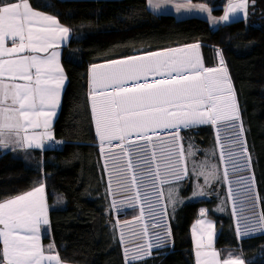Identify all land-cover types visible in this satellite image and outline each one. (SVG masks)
I'll use <instances>...</instances> for the list:
<instances>
[{
    "label": "snow or ice",
    "instance_id": "obj_1",
    "mask_svg": "<svg viewBox=\"0 0 264 264\" xmlns=\"http://www.w3.org/2000/svg\"><path fill=\"white\" fill-rule=\"evenodd\" d=\"M146 2L155 10L172 0ZM175 7L177 12H206L212 23L218 24L240 13L247 17L249 0H227L218 19L211 16L212 9L206 3L195 5L186 0ZM70 31L55 16L33 9L30 0H0V148L44 150L46 142L54 140L51 119L59 107L66 77L59 52L47 53L67 41ZM9 38L11 47L7 46ZM199 48L198 43L185 45L91 66L89 97L101 153H108L106 170L107 161L111 162L109 192L114 197L121 192L132 193L119 201L113 198L111 207L117 211L139 209L132 220L123 221L130 226L131 243L123 227L120 230L124 264L143 261L153 249L171 243L168 208L171 206L174 213L181 201L169 188L167 203H162L161 186L188 176L186 158L195 155L192 145L184 149L182 129L213 126L221 161L230 163L236 172L251 165L241 138L243 125L235 123L240 121L239 106L223 55L217 52L220 67H205ZM222 124L234 130L226 143L221 139ZM192 171L204 176L205 183L219 178L215 165L207 170L204 164H194ZM223 179L229 180L228 167L223 170ZM237 183L242 193L234 191L231 183L228 188L237 239L264 234V211H256L261 197L254 192L255 177L239 176ZM193 195L206 193L197 185ZM146 210L151 224L145 220ZM206 212L201 209V216ZM49 223L43 183L0 202V264H61L58 253L53 254L54 245L48 246L46 254L40 242L41 227ZM197 224L201 229L196 240V264H246L239 256L221 260L213 245L215 225L204 219Z\"/></svg>",
    "mask_w": 264,
    "mask_h": 264
},
{
    "label": "trees",
    "instance_id": "obj_2",
    "mask_svg": "<svg viewBox=\"0 0 264 264\" xmlns=\"http://www.w3.org/2000/svg\"><path fill=\"white\" fill-rule=\"evenodd\" d=\"M194 1L206 3L216 16H221L227 5V0ZM30 3L34 9L58 18L72 33L62 57L68 82L54 124L55 138L63 142V147L1 154L0 202L43 183L52 236L63 262L124 264L117 218L111 207L106 157L101 153L91 111L90 69L94 64L198 43L206 65L213 66L217 52L222 53L241 112L261 212L264 211V0H249L246 20L218 27H211L203 18L177 19L171 14H156L146 0ZM181 135L186 141L197 137L204 148L215 151L217 147L211 126L186 129ZM216 198L182 204L174 213L170 207L171 243L135 264H196L191 228L201 215V207L216 222L218 249L240 255L246 264H264V234L237 239L230 215L214 211ZM138 214V208H130L120 218L131 220Z\"/></svg>",
    "mask_w": 264,
    "mask_h": 264
},
{
    "label": "rangeland",
    "instance_id": "obj_3",
    "mask_svg": "<svg viewBox=\"0 0 264 264\" xmlns=\"http://www.w3.org/2000/svg\"><path fill=\"white\" fill-rule=\"evenodd\" d=\"M249 7H250V5H249ZM249 13H250V9L248 8V14ZM247 18H248V15L244 19L246 20ZM216 61L217 62H216L215 65L208 66V65H206V62L204 61V58L202 60L203 65L205 67H220L218 54H216ZM224 66L226 67L225 62H224ZM227 73H228V75L230 77V74H229L228 70H227ZM236 100H237V98H236ZM237 103H238V101H237ZM239 112H240V109H239ZM235 123H237L238 125L240 123H242V125H243L241 112H240V121L235 122ZM200 126H211V125H206L205 124V125H199L197 127H200ZM211 127L214 129L215 141H216V129L213 126H211ZM243 128H244V126H243ZM185 130L186 129H182L181 132H180V135ZM236 130H238V129H236ZM233 131H234L233 129L228 128L226 125L222 124L221 125V139H222V141H224L226 143L228 140H230L232 138L231 137V133ZM182 136L183 135H181V137ZM165 138H169V137L165 136ZM241 138H242L243 141L246 142V146H247V149H248V145H247V141H246L245 128H244V132H243ZM56 141L62 142L60 140H56ZM55 142L53 143L54 145L56 144ZM115 143H117V142L115 141L113 144H115ZM182 145H183L185 150L188 149L189 145H192L193 146V150L195 151V155L194 156L186 158L185 165H186V167H187V169L189 171V175L186 176L181 181H178V182L177 181H173L170 184H165V185L161 186L162 189H163V192H164V197H165V199L162 201V203H167V199L166 198H167V195H168L169 188H172V189L175 190L174 191V197L176 199H178L179 201H181L180 203H178L176 205V207L180 206L182 204H186V203L199 202V201H210L213 198L217 197L216 198V203L217 204H216V207H215L214 211L216 213H218L219 215L229 214L231 219L234 220L233 222H234L235 227H236V220L232 216V201L229 200V198H228L229 183H231V187L233 188L234 191L239 190L242 193L243 190L240 188V185L237 183V180H238L239 176H246V177H249V178L254 176L253 168H252V161H251L250 167H246L241 172H236V171L233 170V168H232L230 163H225V162L221 161V159H220V149H219V146L217 144H216L217 147L215 148V151H213V150H210L208 148H204V145H202L200 142H197V137L195 138V137L191 136L190 139H188L187 141L182 139ZM55 147H57V146L55 145ZM62 147H63V144H61V146L57 147V148L60 149ZM115 151L118 152L119 149H115ZM248 153L250 154L249 149H248ZM104 154H105V157L107 158V156H108L107 151H105ZM250 156H251V154H250ZM225 160H226V157H225ZM241 163H243V161H241ZM194 164L196 166L204 164L206 166L207 170H211L213 165L217 166V168H218L217 176L219 178L218 179H210L208 181V183H205L204 176H197V175L193 174L192 170H193ZM225 167H228V170H229V180L228 181H225L223 179V170H224ZM106 171H107V175H108V181H110V173H111V162L110 161H107V170ZM197 185H199L202 188V190L206 193V195H203V196H194L193 195V191L197 188ZM114 187H115V183L113 181V188ZM218 187L220 189H218ZM253 188H254V192L257 193L256 181L254 183ZM131 194L132 193H123V192H121V193H117L115 195V197L113 195H111V197H112V199L115 198V199H117L119 201V200L124 199L125 196L131 195ZM248 203L249 202L245 200V204H248ZM170 207L171 206H169V208ZM238 207H239V204H238ZM127 209H130V208H122L119 211L114 209V211H115V215H116V218H117L116 219V228L119 231V234H120L121 227H123V230L125 232V237H126V239H129L130 243H131L132 241L130 239V226L123 225V221H125V220H122L120 218L122 216V213L125 210H127ZM200 209H205V208L201 207ZM221 209H223V210H221ZM256 211L257 212H261V203L260 202H258L256 204ZM145 220L149 224L152 223L150 217L147 215V210L145 211ZM117 221H119L120 223L118 224ZM166 223L169 224V217L166 218ZM150 231H153V230H150ZM257 234H260V233H257ZM154 250L155 249H153L152 251H154Z\"/></svg>",
    "mask_w": 264,
    "mask_h": 264
},
{
    "label": "crops",
    "instance_id": "obj_4",
    "mask_svg": "<svg viewBox=\"0 0 264 264\" xmlns=\"http://www.w3.org/2000/svg\"><path fill=\"white\" fill-rule=\"evenodd\" d=\"M183 2H186V0H172V2H169V3H162L160 8L158 9H152L151 7H149V9L156 13V14H171V15H174L177 19H186V18H191V17H198V18H203L205 20H207L210 24L211 27H218L220 25H226V24H230V23H233L235 21H238V20H242L244 19L245 17L243 16L242 13L240 14H237L236 16H233L230 18V21L228 22H220L218 24H213L212 21H211V18L209 17L208 13L206 12H200L198 9H192V10H186V9H182L180 12H177L176 11V3H183ZM191 3L192 4H195V5H199V4H203V3H198V2H195L194 0H191ZM31 4V3H30ZM32 6V5H31ZM209 7V6H208ZM211 8V7H209ZM226 8V7H225ZM34 9V8H33ZM212 9V8H211ZM36 10V9H35ZM39 11V10H37ZM41 12V11H40ZM44 13V12H43ZM47 14V13H45ZM224 14V13H223ZM50 15V14H48ZM211 16L212 17H215V18H219L221 16H216L213 12V9H212V12H211ZM58 19V18H57ZM59 21V20H58ZM60 25L66 27L65 25H63L60 21H59ZM68 28V27H67ZM71 38H72V33L70 31V34H69V39L65 42H62L61 46L58 47V48H55V49H49V53L47 54H50L52 51H57L59 52V63L60 65L62 66L63 68V72H64V75L66 77L65 79V82H64V85H63V88L61 89V93H60V104H59V107L56 109V115L54 117H52L51 119V131L53 132V135H54V124L56 122V120L58 119L59 115H60V111H61V106H62V101H63V94H64V91H65V88L67 86V82H68V78H67V75H66V72H65V69H64V66H63V62H62V57H63V51H64V48L67 47L71 41ZM192 45V44H191ZM200 45V44H199ZM7 46L8 47H11V39L9 38L8 41H7ZM175 48H184V46H180V47H175ZM173 49V48H171ZM185 51L187 52H190L191 50L190 49H185ZM198 53L200 55V57L202 58L203 60V55H202V49H201V45H200V48L198 50ZM45 53H39L38 55H41V56H44V55H47ZM121 60V59H119ZM108 62H105V63H101V64H98V65H106ZM90 75H91V69H90ZM108 91H111V89L109 88ZM90 104H91V100H90ZM94 120V118H93ZM95 125V123H94ZM42 130V129H41ZM58 140L55 138V135H54V140L53 141H47L46 142V148H49V147H52L54 146V142ZM99 140V139H98ZM115 141H113L114 143ZM100 143V142H99ZM44 149V150H45ZM44 150H41V149H28V150H24V149H16V150H13L12 148H0V155L3 154V153H6V152H26V151H44ZM45 187V185H44ZM45 197H46V204H47V207H48V218H49V221H50V209H49V204H48V198H47V192H46V187H45ZM201 219H204L206 222L207 221H211L214 225H215V237H214V241H213V245H214V248L215 250L220 254V259L221 260H224V259H227L229 257V255H231L232 257H237L239 256L240 258H242L240 255H232L230 253H224L222 252L220 249H218L216 247V237H217V226H216V222L215 220L211 219L210 217H208L207 215V212H206V215L205 216H201L193 223L192 225V228H191V235H192V243H193V248H194V256H195V261H196V240L199 239V233H200V229H201V225L197 224V221L198 220H201ZM194 229H195V233H194ZM40 236H41V244L43 245L45 251H46V254H47V249H48V246L50 244H53L54 245V248H53V254L55 253H58V250H57V247L55 245V242H54V239H53V236H52V230H51V222L49 223V225H42L41 227V233H40ZM1 244H2V241H0ZM59 255V253H58ZM59 259L61 261V264H70V263H65L61 260V257L59 255ZM243 259V258H242ZM45 264H47V262H45Z\"/></svg>",
    "mask_w": 264,
    "mask_h": 264
},
{
    "label": "built area",
    "instance_id": "obj_5",
    "mask_svg": "<svg viewBox=\"0 0 264 264\" xmlns=\"http://www.w3.org/2000/svg\"><path fill=\"white\" fill-rule=\"evenodd\" d=\"M55 143H56L55 145H56L57 147H60L61 144H63L62 142H59V141H56ZM55 145H54V146H55Z\"/></svg>",
    "mask_w": 264,
    "mask_h": 264
}]
</instances>
